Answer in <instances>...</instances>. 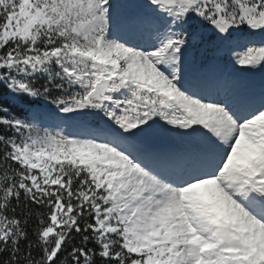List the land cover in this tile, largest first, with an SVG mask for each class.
<instances>
[{
    "label": "snow or ice",
    "instance_id": "snow-or-ice-1",
    "mask_svg": "<svg viewBox=\"0 0 264 264\" xmlns=\"http://www.w3.org/2000/svg\"><path fill=\"white\" fill-rule=\"evenodd\" d=\"M0 264H264V0H0Z\"/></svg>",
    "mask_w": 264,
    "mask_h": 264
}]
</instances>
